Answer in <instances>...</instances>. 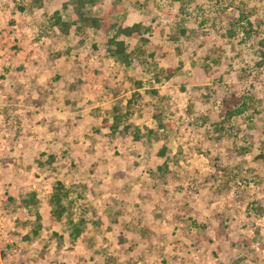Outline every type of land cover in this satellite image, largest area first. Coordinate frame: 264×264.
Masks as SVG:
<instances>
[{"label": "rangeland", "instance_id": "1", "mask_svg": "<svg viewBox=\"0 0 264 264\" xmlns=\"http://www.w3.org/2000/svg\"><path fill=\"white\" fill-rule=\"evenodd\" d=\"M113 7L148 29L128 66L112 32L52 26L68 0H0V264H264V65L242 31L264 0L86 10Z\"/></svg>", "mask_w": 264, "mask_h": 264}, {"label": "trees", "instance_id": "2", "mask_svg": "<svg viewBox=\"0 0 264 264\" xmlns=\"http://www.w3.org/2000/svg\"><path fill=\"white\" fill-rule=\"evenodd\" d=\"M39 2L41 0H35ZM68 3L71 5L76 20L73 22H66L61 20L59 13L54 12L52 26L55 27L60 34L67 36L70 33H73V29L77 23H81L84 26H87L95 31H99L103 34H109L112 32L111 36L106 40L107 43V54L119 61L125 66H128L132 63V59L136 56L134 50L128 49L126 44V39H136L141 36L142 33L147 32L148 29L143 27L141 23H134L128 26H123L122 24L115 23L109 17L114 14L117 9L112 8L107 13L103 14L101 18L93 16L87 12L86 7L92 6L96 3V0H68ZM64 6V5H63ZM65 7V6H64ZM243 35L247 39H251L257 44V49L259 50L260 64L264 65V22L257 21L256 24L245 19L244 26L242 27ZM146 42V40H143ZM138 53L144 54V49H139ZM171 70H167V76H170ZM235 111L229 110V116L234 115ZM119 117H115V123L118 122ZM117 124H113L112 129L115 130ZM160 154L163 152L160 151ZM48 162H53V158L50 157ZM58 188L52 193L50 197V203L53 206L50 219L54 221H59L65 210L61 200L62 196L66 198V194L62 192L63 186L58 183ZM35 194H32L29 197L28 201L23 200V205H28L29 203L35 202ZM80 231L77 228H74V236H79Z\"/></svg>", "mask_w": 264, "mask_h": 264}]
</instances>
